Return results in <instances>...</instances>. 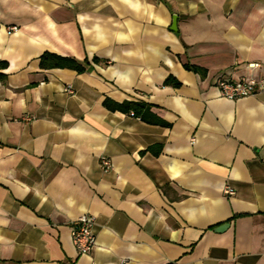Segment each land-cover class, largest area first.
Segmentation results:
<instances>
[{
	"label": "crops",
	"instance_id": "1",
	"mask_svg": "<svg viewBox=\"0 0 264 264\" xmlns=\"http://www.w3.org/2000/svg\"><path fill=\"white\" fill-rule=\"evenodd\" d=\"M0 62V264H264V0H0Z\"/></svg>",
	"mask_w": 264,
	"mask_h": 264
},
{
	"label": "built area",
	"instance_id": "2",
	"mask_svg": "<svg viewBox=\"0 0 264 264\" xmlns=\"http://www.w3.org/2000/svg\"><path fill=\"white\" fill-rule=\"evenodd\" d=\"M15 29V26H8L7 28L8 31ZM215 86L218 94L227 99L255 95L264 92V75L260 77L241 75L234 78L227 73H221L215 79ZM64 90L71 92V87L66 86ZM99 166L104 172L112 168L109 158L105 155L99 156ZM225 192L231 193L232 190L226 187ZM93 223V217L85 213L78 216L70 225L71 240L78 254L89 252L95 243Z\"/></svg>",
	"mask_w": 264,
	"mask_h": 264
},
{
	"label": "trees",
	"instance_id": "3",
	"mask_svg": "<svg viewBox=\"0 0 264 264\" xmlns=\"http://www.w3.org/2000/svg\"><path fill=\"white\" fill-rule=\"evenodd\" d=\"M0 65H4V62H0ZM40 65L42 67H71L77 70H80L82 68V65L77 62L75 59L67 57V56H61L52 52H43L40 56ZM189 68H192L196 70L197 68L195 66H189ZM165 83H176L175 81H172L170 77H167L164 80ZM105 105H107L111 109H118L121 111H129L133 110V113H137L139 108L143 107L142 104L137 102H121V103H115L110 102L109 100L104 101Z\"/></svg>",
	"mask_w": 264,
	"mask_h": 264
},
{
	"label": "water",
	"instance_id": "4",
	"mask_svg": "<svg viewBox=\"0 0 264 264\" xmlns=\"http://www.w3.org/2000/svg\"><path fill=\"white\" fill-rule=\"evenodd\" d=\"M174 23H175V20H173V24H174ZM170 29H171V30H175V27H174V26H171ZM227 225H228L227 223H222V224L216 226L215 230H216V231H221V230L225 229V228L227 227Z\"/></svg>",
	"mask_w": 264,
	"mask_h": 264
}]
</instances>
